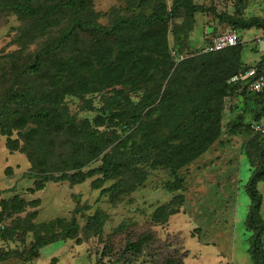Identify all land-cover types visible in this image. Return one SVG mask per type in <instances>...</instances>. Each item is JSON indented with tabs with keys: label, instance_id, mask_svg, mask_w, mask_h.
Here are the masks:
<instances>
[{
	"label": "trees",
	"instance_id": "trees-1",
	"mask_svg": "<svg viewBox=\"0 0 264 264\" xmlns=\"http://www.w3.org/2000/svg\"><path fill=\"white\" fill-rule=\"evenodd\" d=\"M151 1L140 0V3L149 4ZM159 5L161 8L157 7L153 13L142 10L133 16H116L110 26H104L96 20L92 0H0V10L14 11L28 22L22 38L44 36L50 28L62 23L64 12L75 13L67 28L56 38L46 41L36 50L31 61L16 72L11 85L0 97V133L8 135L7 147L22 149L20 139H12L14 130L19 131L25 145L30 147L26 154L32 166L26 175L34 179V187L29 189L31 192L44 189L50 181H67L76 185L95 177L92 181L94 189H101V194L110 192L116 196L144 184L148 177L144 168L146 164L152 168L170 169L174 179L166 183V188L180 189L183 186L180 169L200 157L219 138L223 98L229 90L239 89L242 84L232 83L230 79L248 66H242V37L236 46L213 52L197 50L195 54L174 62L168 41L169 22L181 8L189 16L208 8L191 0H176L170 10L161 0H158ZM223 18L235 24L237 31L238 28L253 27L264 30V18L259 16ZM81 33L97 37L94 42L98 45L92 43L83 47L82 52L90 50L89 55L72 63L68 54L78 48ZM100 36L119 43L120 51L114 59L112 54L102 53L98 48L103 44ZM84 65L92 71L89 82L79 73L84 70ZM155 72L161 73L162 80L149 89L145 88L138 101L125 96L122 90H116L102 107L84 103L83 110L110 113L108 127L104 126L103 114H98L92 123L88 118L79 119L64 113L59 107L64 96L62 92L84 97L95 91L97 80L100 89L135 82L148 84ZM40 74L49 79L45 85L16 83L17 76L28 78ZM69 78L75 83H66ZM61 83L64 84L63 91L60 90ZM243 91L259 101L261 108L255 123H261V99L246 87ZM154 112H158L156 118H152ZM115 118H118L117 122ZM29 125L32 126L26 129ZM255 132L258 136L252 142L254 160L250 161L251 175L246 185L251 201L246 226L251 232L249 254L253 264H264L263 195L258 189L259 182L264 180V132ZM137 135L142 137L133 138ZM62 136L63 146H69L70 152L55 157L54 147H58ZM98 161L101 163L95 165ZM120 174L128 176L104 186ZM176 199L157 208L155 221L165 222L169 215L177 212L174 208ZM29 205L36 207L39 200L27 201L18 195L1 200L0 240L20 241L23 248L0 249V261L20 259L28 263L38 259L41 250L49 244L80 238L76 216L70 220L56 218L35 223L37 210H34L25 218H13L10 224L4 223L6 218L24 211ZM81 210L77 207L75 213ZM104 222L100 211L89 216L85 226L86 238L92 233L101 237ZM30 232L33 239L27 243ZM153 239L154 236L148 233L137 241H128L123 249L124 255H139ZM175 262L183 264L182 259Z\"/></svg>",
	"mask_w": 264,
	"mask_h": 264
},
{
	"label": "rangeland",
	"instance_id": "rangeland-1",
	"mask_svg": "<svg viewBox=\"0 0 264 264\" xmlns=\"http://www.w3.org/2000/svg\"><path fill=\"white\" fill-rule=\"evenodd\" d=\"M175 1L161 0V3H165L170 10ZM191 1L208 10L189 16L181 8L169 22L168 41L174 62L181 55L195 54L197 48L207 44L216 33L234 29L235 24L223 16L237 19L253 16L264 18V0ZM157 3L158 0H152L149 4H141L140 0H92V10L97 14L98 23L110 26L116 16H133L142 10L148 14L153 13L157 7L161 8ZM74 14V11L64 12L60 25L50 28L44 36L30 39L22 38L28 25L25 19L14 11L0 10V97L11 85L16 72L31 61L33 54L46 41L56 38L67 28ZM238 29L243 40L244 67L260 58V52L264 50V38L261 37L263 29ZM100 38L103 44L98 48L102 53L112 54L114 59L120 51L119 43L103 36ZM96 39L89 33H81L78 48L68 54L72 63H76V59L86 58L84 55H89L90 50L82 52L83 47L95 43ZM79 73L89 82L92 75L89 66L84 65V70ZM48 80L44 74L28 78L23 75L16 77L17 84L45 85ZM158 80H162L161 73L155 72L148 84L135 82L102 89L97 80L95 91L84 97L62 92L64 96L60 99L59 107L64 113L79 119L88 118L93 123L96 116L103 112L83 110L85 102L102 107L116 90H122L125 96L138 101L144 89L153 87ZM66 83H75V80L69 78ZM63 85L60 86L61 91ZM244 87L241 84L239 89L229 90L223 98L221 135L200 157L180 169L183 186L176 190L166 188V183L174 179L170 169L152 168L146 164L144 168L148 177L144 184L116 196L110 192L101 194V189H94L92 181L95 177L76 185L67 181H50L44 189L31 192L29 189L34 187V179L26 175L32 166L26 154L30 147L25 145L19 131L14 130L12 139L19 138L22 149L11 150L7 147L8 135L0 133V211L1 200L4 198L18 195L27 201L39 200L38 206L29 205L24 211L6 218L4 223L10 224L13 218H25L29 212L37 210L35 223L56 218L70 220L76 216L80 225V238L49 244L41 250V256L36 260L24 263L20 259H9L0 261V264H177L174 260L179 259H182L183 264H253L249 254L251 232L246 226L251 203L246 185L251 175L250 161L254 160L253 143L258 136L252 123L259 119L261 107L255 96L243 91ZM103 115L104 126L108 127L110 113ZM157 115L158 112H154L152 118ZM114 121L117 122L118 118ZM117 129L119 131L120 126ZM141 137L137 135L133 138ZM63 141L64 136L59 138L58 147H54L55 157L59 153L70 152L69 146H63ZM100 163L98 161L95 165ZM125 176L128 174H120L104 186H110ZM258 189L263 195L261 212L264 218V180L259 182ZM174 199L177 212L169 215L165 222L155 221L157 208ZM86 206L89 208L85 209ZM77 207L82 210L75 213ZM96 211H100L104 217L103 235L100 237L92 233L86 238L85 226L89 216ZM148 233L154 239L145 245L142 253L124 255L123 249L128 241H137ZM32 239L33 234L30 232L27 243ZM17 247L23 248L20 241L0 240V249Z\"/></svg>",
	"mask_w": 264,
	"mask_h": 264
},
{
	"label": "built area",
	"instance_id": "built-area-1",
	"mask_svg": "<svg viewBox=\"0 0 264 264\" xmlns=\"http://www.w3.org/2000/svg\"><path fill=\"white\" fill-rule=\"evenodd\" d=\"M240 42L241 40L239 32L236 29H230L228 31L218 33L212 38L209 43L197 50L198 52L220 51L229 47L236 46ZM187 56L189 55H181L180 59H183ZM230 82L242 83L248 91L255 94L261 99L263 107L262 121L261 123L252 124V127L258 132H264V56L259 62L255 63L254 65H248L247 67L241 69L230 79Z\"/></svg>",
	"mask_w": 264,
	"mask_h": 264
},
{
	"label": "crops",
	"instance_id": "crops-1",
	"mask_svg": "<svg viewBox=\"0 0 264 264\" xmlns=\"http://www.w3.org/2000/svg\"><path fill=\"white\" fill-rule=\"evenodd\" d=\"M261 37H263V32H262V36ZM260 53H261L260 58L257 59V60H255L253 63L248 64V65H252V64L254 65L255 63L259 62L263 58V56H264V50L262 52H260Z\"/></svg>",
	"mask_w": 264,
	"mask_h": 264
}]
</instances>
